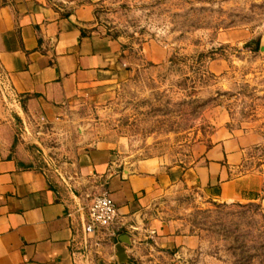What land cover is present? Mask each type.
Masks as SVG:
<instances>
[{"label":"crops","instance_id":"0c3cea01","mask_svg":"<svg viewBox=\"0 0 264 264\" xmlns=\"http://www.w3.org/2000/svg\"><path fill=\"white\" fill-rule=\"evenodd\" d=\"M90 1L0 0V78L9 96L0 102V264H119L115 249L123 235L130 239L123 246L128 264L144 263L153 252L179 264L198 240L153 211L163 193L192 191L217 204L251 202L260 193V176L244 166L262 139L234 128L224 114L193 166L130 163L109 142L78 149L62 180L36 165L22 142L36 135H16L14 117L51 128L81 102L106 99L129 73L120 43L96 30ZM146 58L160 63L166 54ZM103 191L117 208L121 233L100 231L88 239L85 259L74 261V242L85 238V206Z\"/></svg>","mask_w":264,"mask_h":264},{"label":"rangeland","instance_id":"374dc122","mask_svg":"<svg viewBox=\"0 0 264 264\" xmlns=\"http://www.w3.org/2000/svg\"><path fill=\"white\" fill-rule=\"evenodd\" d=\"M90 2L96 30L125 53L127 77L106 99L81 102L51 128L14 117L15 134L36 135L22 142L36 165L62 180L77 150L96 142L116 144L130 163L193 166L227 115L234 128L262 139L244 166L262 180L258 197L217 204L176 189L163 193L153 211L198 240L179 264H264V0ZM152 52H164L165 60L151 62ZM8 100L0 78V102ZM137 264L167 261L153 252Z\"/></svg>","mask_w":264,"mask_h":264},{"label":"built area","instance_id":"2783aa9c","mask_svg":"<svg viewBox=\"0 0 264 264\" xmlns=\"http://www.w3.org/2000/svg\"><path fill=\"white\" fill-rule=\"evenodd\" d=\"M102 230H108L112 237L121 233L118 224L117 208L110 195L105 191L91 197L85 206L84 225L82 227V232L85 238L77 243L74 242L73 251L71 253L74 261L78 258V255L85 259L90 245L88 239Z\"/></svg>","mask_w":264,"mask_h":264},{"label":"water","instance_id":"95a60500","mask_svg":"<svg viewBox=\"0 0 264 264\" xmlns=\"http://www.w3.org/2000/svg\"><path fill=\"white\" fill-rule=\"evenodd\" d=\"M121 245L118 246L115 251H116V258L119 262V264H128L127 256L124 253L123 246H129L130 245V239L128 236L123 235L119 239Z\"/></svg>","mask_w":264,"mask_h":264},{"label":"trees","instance_id":"16d2710c","mask_svg":"<svg viewBox=\"0 0 264 264\" xmlns=\"http://www.w3.org/2000/svg\"><path fill=\"white\" fill-rule=\"evenodd\" d=\"M172 61H173V60L171 59L170 62L172 63Z\"/></svg>","mask_w":264,"mask_h":264}]
</instances>
